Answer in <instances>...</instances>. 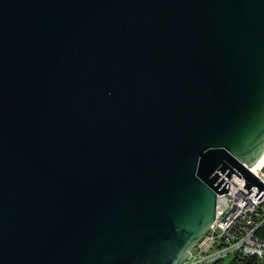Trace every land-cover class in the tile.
<instances>
[{
  "label": "water",
  "instance_id": "obj_1",
  "mask_svg": "<svg viewBox=\"0 0 264 264\" xmlns=\"http://www.w3.org/2000/svg\"><path fill=\"white\" fill-rule=\"evenodd\" d=\"M263 153L264 0H0V264H182Z\"/></svg>",
  "mask_w": 264,
  "mask_h": 264
},
{
  "label": "built area",
  "instance_id": "obj_2",
  "mask_svg": "<svg viewBox=\"0 0 264 264\" xmlns=\"http://www.w3.org/2000/svg\"><path fill=\"white\" fill-rule=\"evenodd\" d=\"M249 170L261 185L248 187L237 173L223 176L229 185L217 194L215 218L182 264H215L234 254L264 260V164Z\"/></svg>",
  "mask_w": 264,
  "mask_h": 264
},
{
  "label": "trees",
  "instance_id": "obj_3",
  "mask_svg": "<svg viewBox=\"0 0 264 264\" xmlns=\"http://www.w3.org/2000/svg\"><path fill=\"white\" fill-rule=\"evenodd\" d=\"M262 233L264 234V227ZM215 264H264V261L256 257H248L242 256L240 254H234L218 261Z\"/></svg>",
  "mask_w": 264,
  "mask_h": 264
},
{
  "label": "bare ground",
  "instance_id": "obj_4",
  "mask_svg": "<svg viewBox=\"0 0 264 264\" xmlns=\"http://www.w3.org/2000/svg\"><path fill=\"white\" fill-rule=\"evenodd\" d=\"M264 164V153L263 155L252 165V168L259 167Z\"/></svg>",
  "mask_w": 264,
  "mask_h": 264
},
{
  "label": "rangeland",
  "instance_id": "obj_5",
  "mask_svg": "<svg viewBox=\"0 0 264 264\" xmlns=\"http://www.w3.org/2000/svg\"><path fill=\"white\" fill-rule=\"evenodd\" d=\"M264 261V260H263Z\"/></svg>",
  "mask_w": 264,
  "mask_h": 264
}]
</instances>
